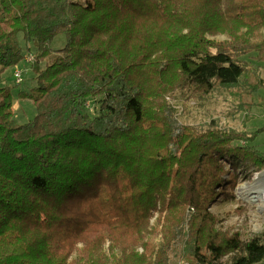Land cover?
<instances>
[{
  "label": "trees",
  "instance_id": "1",
  "mask_svg": "<svg viewBox=\"0 0 264 264\" xmlns=\"http://www.w3.org/2000/svg\"><path fill=\"white\" fill-rule=\"evenodd\" d=\"M163 2L0 0V83L17 64L30 70L35 85L18 95L36 111L17 123L14 87L0 86V264H168L180 232L188 264L264 263L263 236L219 237L206 213L215 188L230 184L221 183L225 161L235 175L264 170V153L249 145L260 129L187 127L160 94L174 81L207 94L247 75L248 94L264 90V77L243 58L255 54L264 71V0H226L222 39L188 27L153 45L138 15L158 22L154 14L181 18L191 10L188 0ZM59 35L65 45L54 50ZM141 74L158 82L148 98L164 110L161 121L154 117L157 126L144 125ZM94 203L108 207L90 219ZM152 212L159 213L161 240L138 253L128 234L149 233ZM94 231L101 241L89 247Z\"/></svg>",
  "mask_w": 264,
  "mask_h": 264
},
{
  "label": "rangeland",
  "instance_id": "2",
  "mask_svg": "<svg viewBox=\"0 0 264 264\" xmlns=\"http://www.w3.org/2000/svg\"><path fill=\"white\" fill-rule=\"evenodd\" d=\"M80 1L83 2L84 0ZM168 3L169 0H164L163 2L164 5ZM187 5L191 10L186 16L184 15L181 18L176 17L167 10L164 13L161 12L162 15L154 14L158 22L152 15L157 24L148 17L150 15L149 13H141L137 16L141 23L140 32L152 41L153 45H164L159 41L165 32L176 30L177 32L180 31L182 34H186L189 33L188 31L185 33L188 27L191 29V33H196L204 27L206 34H203L210 39L218 40L224 38V33L220 31L229 23L224 20L226 15L223 13V9L226 7V0H188ZM245 9L247 8L241 7V11ZM153 13L156 12L152 11ZM181 24H184V26L182 27ZM64 45L65 37L64 35H59L54 39L52 49L57 50ZM150 57L152 59L154 58V56ZM243 58L249 61L254 69L258 68V71L262 74L261 77H264V71L260 69L262 62L255 60V54L252 53ZM2 77L0 86L12 85L14 87L12 93L14 95L13 112L15 121L17 123H26L32 120L36 113L33 102L31 100L21 99L18 94L19 92H28L30 88L34 87L33 73L30 70H26L23 74L24 82L20 85H17L14 81L12 68L8 69ZM248 77L249 75L244 76L237 86L216 87L207 94H196V90L189 87L176 86L178 84L174 81L169 85L165 84L167 87L163 88L160 94L171 105L174 118L187 127L198 129L205 128L208 125H217L221 129H232L247 134L260 129L259 134L253 140L249 141V145H252L259 152L264 153V90H259L256 94H248L250 87L247 82H253V78L248 79ZM138 78L144 85V125L153 124L157 126L154 117L160 120L159 116L164 115V110L153 104L151 102L152 100L148 98L154 97L156 92H154V89L158 87V82L154 77L149 75L145 76L141 74ZM166 79H168V75H165L163 83ZM239 145H242V143H239ZM223 168L226 173L221 176V183L227 182L231 184L235 174L228 161H225ZM262 173H264V170L260 172H255L252 169H249V171H238V174L235 175L238 179L233 189H230V184L227 187L224 186V188H215L213 200L207 205L206 213L209 214L210 219L213 221V229L219 237L230 236L237 232L244 235L254 234L264 237V208H259L258 202H247L241 199L237 194L239 184L249 182L256 175L259 176L264 186V175ZM100 207V204L97 203L89 207L88 217L94 219L93 216H97L100 213L103 214L108 206H102V210ZM190 211L193 212V210ZM158 216V212L151 213L148 222L150 228L149 233L141 235L138 231L135 232V229L129 232L128 235L135 241L134 244H130L127 241L130 249L135 248L136 252L142 253L144 247H154L157 241L161 240L158 233L161 231L162 226L161 223H158ZM187 225L188 223L184 226L185 230L187 229ZM203 227L206 230L208 224L204 223ZM113 237L117 242H121L124 239L117 230L114 231ZM183 238L184 236L180 232L172 239L175 240V246L171 245V249L168 252V264H188L190 262L187 263L182 256L184 253L181 248ZM88 240L89 247L94 242L101 241L99 231H94ZM104 242V246H110L108 239H104ZM78 247H80V244H78Z\"/></svg>",
  "mask_w": 264,
  "mask_h": 264
},
{
  "label": "bare ground",
  "instance_id": "3",
  "mask_svg": "<svg viewBox=\"0 0 264 264\" xmlns=\"http://www.w3.org/2000/svg\"><path fill=\"white\" fill-rule=\"evenodd\" d=\"M255 172H258L252 169ZM264 175V173H262ZM238 197L247 202H258L259 208H264V186L259 176H255L249 182H243L238 186Z\"/></svg>",
  "mask_w": 264,
  "mask_h": 264
},
{
  "label": "built area",
  "instance_id": "4",
  "mask_svg": "<svg viewBox=\"0 0 264 264\" xmlns=\"http://www.w3.org/2000/svg\"><path fill=\"white\" fill-rule=\"evenodd\" d=\"M33 60V56L31 54H27L24 58L25 63H29ZM24 68L17 64L12 69V76L14 78L15 83H21L23 79ZM86 107L89 108V103H86Z\"/></svg>",
  "mask_w": 264,
  "mask_h": 264
},
{
  "label": "crops",
  "instance_id": "5",
  "mask_svg": "<svg viewBox=\"0 0 264 264\" xmlns=\"http://www.w3.org/2000/svg\"><path fill=\"white\" fill-rule=\"evenodd\" d=\"M263 64V63H262Z\"/></svg>",
  "mask_w": 264,
  "mask_h": 264
}]
</instances>
